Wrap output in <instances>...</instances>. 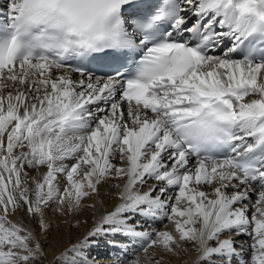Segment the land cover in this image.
Segmentation results:
<instances>
[{
    "label": "snow or ice",
    "instance_id": "6c2138e0",
    "mask_svg": "<svg viewBox=\"0 0 264 264\" xmlns=\"http://www.w3.org/2000/svg\"><path fill=\"white\" fill-rule=\"evenodd\" d=\"M105 184L52 264H264V0H0V264L48 258L11 215L46 234Z\"/></svg>",
    "mask_w": 264,
    "mask_h": 264
},
{
    "label": "rangeland",
    "instance_id": "374dc122",
    "mask_svg": "<svg viewBox=\"0 0 264 264\" xmlns=\"http://www.w3.org/2000/svg\"><path fill=\"white\" fill-rule=\"evenodd\" d=\"M117 191V189L109 190L107 184H105L101 186V194L99 197L93 196L91 199H86L84 203L86 205H91L93 202H96L97 200L101 199L103 200V205L101 209L104 212L111 211L114 206L119 203L117 199ZM206 191L211 190L208 189ZM252 200L255 202L256 199ZM245 204L249 206V217H251V213L254 211V209L252 208V205L249 204V202H246ZM54 209L55 206L53 205V208L46 210L45 213V220L46 222L50 223L49 231L44 234L39 229V231L37 232L38 237L43 245L44 251L47 253L48 257L46 260L42 261V264H52V259L54 256L58 255L64 249L69 248L71 245L81 241L87 235L88 231L93 227L94 224L95 217H93L92 208H87L86 210L81 211L75 218H73L71 215H61L55 212ZM165 224H167V227H165ZM173 227L174 226H172L167 221H165L164 223L151 224L150 227L149 225H146V228H149V230H173ZM58 232L61 233V239L55 240L54 237ZM112 239H117L124 242L123 238L121 237H104L99 240L98 246L89 249V259H94L96 261V264H118L117 257L119 256L123 258V254L119 251V249H115L108 244V241ZM138 242H136V245L139 244ZM57 243L60 246L59 249H54L53 251H51V248H54ZM209 243L210 246L214 244V242L212 241H210ZM235 243L237 245L243 244L244 250L248 251L249 245L251 244V240L247 235H239L236 237ZM136 245H131L129 247V258L132 255V248L136 247ZM184 247H186L188 250L182 252L180 255L166 256L165 259H167L170 264H173L174 262H176V264H183L184 261H186L187 259H189L190 261L194 260V262H196L199 253L193 251L191 245H184ZM156 251H158V249ZM136 254L139 255L143 261L144 254L142 252H137Z\"/></svg>",
    "mask_w": 264,
    "mask_h": 264
},
{
    "label": "bare ground",
    "instance_id": "6f19581e",
    "mask_svg": "<svg viewBox=\"0 0 264 264\" xmlns=\"http://www.w3.org/2000/svg\"><path fill=\"white\" fill-rule=\"evenodd\" d=\"M145 190H146V189H145ZM205 190H208V189H205ZM252 199H257L256 195H252V196H251V201L254 202ZM99 201H101V199H99V200L96 201V203H97V207H96L95 209H93V211H92L93 217H95V218H97V217H99L100 215H102L103 213H105V212L101 209L103 203L100 204ZM102 201H103V200H102ZM246 202H249V201L246 200L244 203H246ZM249 204H250V203H249ZM9 218H10L12 221L17 222L18 224H21V225L24 226V227H27V228H31V227H32V228L36 231V233L39 231V228L36 227L35 223H34L33 221L27 219V218H26L22 213H20V212H17V213H15L14 215H11ZM197 227H199V225H197ZM60 234H61V233L58 232V233L55 235L54 239H55V240H59V239H61V235H60ZM235 241H236V240H235ZM137 242H138V241H137ZM138 243H140V241H139ZM138 243H137V244H138ZM65 244H66V243H65ZM59 247H60V246H59L58 243H57V245H56L54 248H51V251H53L54 249H55V250H58ZM61 248H62V247H61ZM193 251H195V250H193ZM193 253H194V252H193ZM46 264H48V263H46ZM173 264H176V262H174ZM183 264H195V262H194V260H193V261H190L189 259H187L186 261H184Z\"/></svg>",
    "mask_w": 264,
    "mask_h": 264
}]
</instances>
